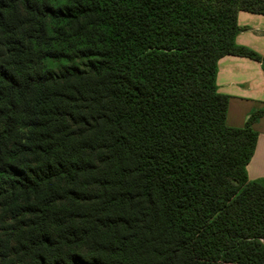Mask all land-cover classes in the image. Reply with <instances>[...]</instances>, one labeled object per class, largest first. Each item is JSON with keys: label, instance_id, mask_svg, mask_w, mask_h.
<instances>
[{"label": "trees", "instance_id": "1", "mask_svg": "<svg viewBox=\"0 0 264 264\" xmlns=\"http://www.w3.org/2000/svg\"><path fill=\"white\" fill-rule=\"evenodd\" d=\"M264 0H0V264H264L250 112L216 85Z\"/></svg>", "mask_w": 264, "mask_h": 264}, {"label": "crops", "instance_id": "2", "mask_svg": "<svg viewBox=\"0 0 264 264\" xmlns=\"http://www.w3.org/2000/svg\"><path fill=\"white\" fill-rule=\"evenodd\" d=\"M237 22L240 30L236 42L264 57V15L239 11ZM216 85L229 96L226 123L230 126H242L252 110L264 108V66L260 61L236 55L221 57ZM251 126L258 137L246 173L249 179H264V113Z\"/></svg>", "mask_w": 264, "mask_h": 264}]
</instances>
